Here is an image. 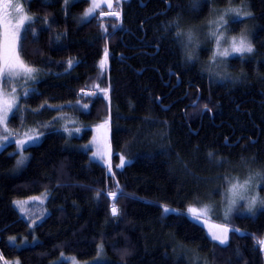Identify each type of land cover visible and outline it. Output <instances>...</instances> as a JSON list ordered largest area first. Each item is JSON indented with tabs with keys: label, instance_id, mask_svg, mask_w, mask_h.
<instances>
[{
	"label": "trees",
	"instance_id": "trees-1",
	"mask_svg": "<svg viewBox=\"0 0 264 264\" xmlns=\"http://www.w3.org/2000/svg\"><path fill=\"white\" fill-rule=\"evenodd\" d=\"M116 1L119 17H101L110 11L104 6L86 22L77 21L86 0L23 1L35 33L25 31L23 59L39 78L20 95L8 132L10 140H41L24 148L28 160L18 172L16 143L0 150V264H54L62 255L100 256L91 264H264V210L234 217L229 226L237 231L223 246L178 215L202 195L208 200L207 185L218 184L209 176L220 177L226 164L246 172L264 165V0H247L254 52L229 59L220 80L206 72L204 54L188 61L175 35L210 16L213 2L193 10L191 0ZM78 102L89 110L78 109L68 124L66 104ZM108 110L112 172L109 161L92 162L79 148ZM69 127L82 134L69 135ZM6 134L0 127V138ZM121 156L128 162L116 168ZM112 192L120 193L116 216ZM44 194L28 215L16 208ZM164 206L176 211L165 214Z\"/></svg>",
	"mask_w": 264,
	"mask_h": 264
},
{
	"label": "snow or ice",
	"instance_id": "snow-or-ice-1",
	"mask_svg": "<svg viewBox=\"0 0 264 264\" xmlns=\"http://www.w3.org/2000/svg\"><path fill=\"white\" fill-rule=\"evenodd\" d=\"M202 0H191L193 10H198L201 6ZM210 2H214V0H210ZM25 3H30V0H25ZM70 3V0H65V4ZM9 0H3L2 7L4 9H8L10 7ZM111 6V5H110ZM17 11H22V7L20 5L15 6ZM100 7L99 4L93 0V5L87 9L84 13V18L87 19L89 17L95 16V9ZM247 5L245 4V8ZM213 11H216L213 9ZM108 15L119 17L120 13L112 12ZM253 14L250 11L243 10L239 7L237 8H227L223 14L219 15L216 20H209L208 25L210 27V31L207 34L208 39H215L216 42V50L213 52L212 57L210 58L212 61L218 62L219 64L226 63V59L231 55L240 54L241 58L245 54H251L254 52V48L252 43H248L247 40L243 37L232 36L231 43L228 47H223L225 43L228 42V36L226 35L228 31V25L231 22V19H235L239 22H243L245 18L251 17ZM229 17V18H226ZM34 17L23 15L19 18V20L12 25L11 23L5 22L3 30L0 31V124H6L10 119V113H17L21 109L18 104L19 97L17 96V89L13 88L9 93L6 89L8 84H19L21 80L24 81L26 85L28 81L35 80L36 74L39 72V69L30 66L23 59L24 45L23 40L25 36V31H33L31 28V23L33 22ZM33 34L34 31H33ZM177 37L183 38L187 35V39L189 42L196 39L195 35L192 31H188L187 33L177 31L175 33ZM197 43L199 41L196 40ZM187 49V45H185ZM107 49H105V59L101 61V68L104 67V64L107 60ZM195 56V48L188 49L187 59L188 61H192ZM71 66L72 61L68 62ZM207 71L212 73L214 69L210 66ZM216 75L219 76L220 73L216 72ZM83 91V90H82ZM105 94L107 93V89L103 90ZM29 90L25 89L23 95L27 96ZM94 93H87V95L91 96ZM85 109L88 108V105H83ZM207 107V106H205ZM5 132L3 140L0 141V145L9 142V137L11 133L7 131L5 128ZM39 139V136H28L27 140H17L16 144L18 147H25L28 144L35 143L36 140ZM97 155V154H94ZM211 155V154H210ZM28 158L24 156L22 153L20 154V158L17 160V165H23ZM221 160L218 163H222ZM126 164V160L123 156L120 157V163L117 164L116 168H121ZM109 171L111 172V163L109 161ZM227 179V178H225ZM253 181H256L258 184H264V175L260 172H256L253 175H249L248 178L240 181L239 178H233L228 181L229 187L227 188L226 193L224 194L225 199L227 200V208L224 213V219L227 220L229 214L236 208L238 201L244 200L247 202V211L250 214L255 215L256 210L258 208H264V198L259 197V195L249 196L248 192L253 187ZM120 193L112 192L111 195L113 198H116ZM36 200L38 198H31ZM20 207V211L24 212V204L26 201L16 202ZM175 209L169 208L167 206L163 207V213L170 214L175 212ZM112 215L116 216L119 214V210L116 207L115 203L112 205L111 209ZM216 214L215 206L212 204H204L201 207H192L189 206L187 213H178V215H187L188 219L199 223L201 221V217H209L214 216ZM207 223V220L204 221ZM214 229V230H212ZM237 231L236 229H229L226 225L213 224L211 225L210 234L211 239L215 242H218L219 245H227L229 243V233ZM14 239V238H10ZM261 247H264V240L258 241Z\"/></svg>",
	"mask_w": 264,
	"mask_h": 264
},
{
	"label": "rangeland",
	"instance_id": "rangeland-1",
	"mask_svg": "<svg viewBox=\"0 0 264 264\" xmlns=\"http://www.w3.org/2000/svg\"><path fill=\"white\" fill-rule=\"evenodd\" d=\"M23 1L24 0H9L11 6L8 9H4L2 7L3 0H0V31L3 30V27H4L6 21L8 23H11L12 25H15V23L19 20V18L21 16L28 15L25 13ZM77 1H80V0H70V3H68L67 5H70V4L77 2ZM203 1H206V0H202V2ZM207 1H210V0H207ZM86 2L87 3H86L84 10L77 16V21H79V22H86L91 18V17H89V18L85 19L84 13L87 11V9L89 7H91L93 5V0H86ZM95 2L100 5V7L95 9V14L97 13V11L101 7L111 5L110 11L105 12L106 14L102 13L101 17L108 16V14L112 13V12H117L116 8H117L118 3L116 0H95ZM213 4L214 5H212V7L216 11H213L210 14V16H208L203 22L196 23V24L195 23H192V24L187 23L186 27H185V32L192 31L196 37V40L199 41V43H197V45L195 47V55L201 53L207 57V64L205 65L206 72H207V69L211 66L214 69V71L212 73H210V76L215 80H220V79H222L221 75L227 74V62L224 64H219L218 62L212 61L210 59L212 57L213 52L216 50V42H215L214 38L208 39V37H207V34L210 31L208 21L209 20H216L218 18V16L223 14L227 8L239 7L241 9L247 10V11H250V9H249V3L247 0L234 1L233 3H229L227 5L225 4L223 6L218 5L217 2L216 3L213 2ZM245 4L247 5L246 8H245ZM16 5H20L22 7V11L18 12L16 7H15ZM110 16L116 17V16H112V15H110ZM226 18H229V17H226ZM246 19L247 18H245L243 20V22H240V24H238L236 26H232L231 24L228 25V31H227L226 35L228 36L229 39H228V42L223 45V47H228V45L231 43L230 38L232 36H236V34L242 32V31L247 32V34L250 38V41H251L252 27ZM234 21H237V20L231 19V22H234ZM236 56H240V54H234V55H231V56L224 58V59H226V61H228L229 59L236 57ZM216 72H219L220 75L217 76ZM38 74H39V72L36 74V79L39 78ZM36 79L28 81L26 85L24 84L23 80H21L19 82V84H8L6 90L10 93L13 88H16L17 89V96L20 99V95L22 93H24L25 89H28L29 91L31 90L32 86H30V85H31V83L35 82ZM108 90L110 91V89H108ZM81 93H83V96H89V95H87V93H94L93 95H91L89 97H94L97 94V92L96 91L94 92L92 89H83V91H81ZM105 97H106V95H105ZM105 99L107 101L108 109L110 110L109 97H106ZM18 103H19V100H18ZM85 104H87V103L78 102V103H73V105H72V103L66 104V106H68L70 108L73 107V112L70 111L69 113L66 114L68 124L73 123L72 121L75 122V118L72 115H73V113H76L78 109L81 111H84V112H87L89 110V104H87L88 105L87 109H85L83 107V105H85ZM109 110H108V114H106L107 112L104 113V115H102V117H101V120L92 126L91 137L86 141L80 142L79 148L88 153L89 160L92 162H98V163H101L103 165H107V162L110 161L111 172H112V167H113L112 164L113 163L111 162V156L113 154V150H112L111 145H110L111 124H110V111ZM11 114L12 113H10V116H11ZM0 127L4 131H5V128L7 129V131H10V127L8 126V121L6 124H0ZM65 131L69 135L80 136L82 134L81 129H79V127L76 129H72L71 127L65 128ZM37 135L38 134H31V135L27 134L25 136L16 137L13 140H10L11 139L10 138L9 142L14 141L16 143L17 140H21V139L27 140L28 136H37ZM2 140H3V138H0V141H2ZM40 140H41V136H39V139L36 140L35 143L28 144L23 148L18 147V145L16 144V151L18 152V155L16 158V172L20 171L24 167V165L26 164V162L28 160L27 159L23 165H19V166L17 165V160L20 158L21 153L28 158V154L24 151V148H26L27 146H30V145H35V144L39 143ZM9 142H6V143L0 145V150L2 149V147L7 145ZM94 154H97V155H94ZM124 158H125L126 163H127L128 159H126V157H124ZM108 164H109V162H108ZM228 165H229V163L225 165L224 173L222 175H220V177L218 176L216 178H213V177L209 176L208 180L211 179L210 181H213V182L218 181V184L216 183L217 185L213 184V187H212V185H210V184L207 185V183H204L203 186H206V185L208 186V187L206 186L208 190L206 191V194L204 195V196H207L208 200L207 201L203 200V195H202L201 199L197 198V199H199V200H197V202H198V205L196 206L197 208L201 207L204 204H212L215 206L216 214L214 216L201 217V221L199 222V224L202 227H204L206 234L208 235V237L210 239H211V234H210L211 225L220 224V223L212 221L211 220L212 218L222 219L226 224H220V225H226L229 229H231L229 225L233 224L234 217H236V216H255L259 211L264 210V208H258L256 210L255 215L250 214L247 211V202L244 200H240V201H238L236 208H234L233 211L229 214L228 219L227 220L224 219V213H225V210L227 208V200L225 199L224 194L226 193L227 188L229 187L228 181L232 180L233 178H239L240 181H243L244 179L248 178L249 175H253L256 172H260L262 175H264V165L257 166V167L253 166V168H255L254 169L255 171H251V172H246V171H244L245 170L244 168H240L237 166H233V167L229 166L228 167ZM239 166L246 167V164L241 163ZM225 178H227V179H225ZM248 195L249 196L259 195V197L264 198V184H258L256 181H253V187L248 192ZM33 197H36V196H31L30 198H27L24 200L27 202L24 204V211L27 213V215L29 214V211L31 209L30 206L33 205L31 203H34L33 207H36V205L38 203H42L45 201L46 194H44L41 198H39L37 196L36 198H38V199H36V200L31 199ZM109 197L111 199L110 209H112V205L114 204V200L116 198H113L111 195H109ZM20 201H23V200H18L16 202H20ZM16 208L20 211V207L18 206V204L16 205ZM188 208H187V210H188ZM37 210H39V208ZM38 212L39 211H35L34 213L38 214ZM40 217L41 216L39 215V218ZM205 220H207V223H204ZM212 230H214V229H212ZM262 240H264V238ZM216 243H218V242H216ZM262 248L264 249V247H262ZM100 250H101V248H100ZM261 251L264 252V250H262V249H261ZM98 257H100V256H97L95 258L88 259V260H78V259L74 258L73 256L62 255L58 259L57 262L66 261L67 264H91V263L97 261ZM57 262H55L54 264H57Z\"/></svg>",
	"mask_w": 264,
	"mask_h": 264
},
{
	"label": "clouds",
	"instance_id": "clouds-1",
	"mask_svg": "<svg viewBox=\"0 0 264 264\" xmlns=\"http://www.w3.org/2000/svg\"><path fill=\"white\" fill-rule=\"evenodd\" d=\"M185 33H187V32H185ZM236 36L237 37H243V38H245L247 40L248 43H251L250 38H249V36H248L246 31H242V32L236 34ZM183 44H184L185 54H186V57H187L188 49L195 48L196 45H197V42H196V39H194L191 42H189L188 39H187V35H185L184 38H183ZM185 45H187V49L185 48Z\"/></svg>",
	"mask_w": 264,
	"mask_h": 264
},
{
	"label": "bare ground",
	"instance_id": "bare-ground-1",
	"mask_svg": "<svg viewBox=\"0 0 264 264\" xmlns=\"http://www.w3.org/2000/svg\"><path fill=\"white\" fill-rule=\"evenodd\" d=\"M117 12H118V11H117ZM105 14H106V13H105ZM105 14H104V15H105ZM108 16H110V15H108ZM105 17H106V16H105ZM81 91H82V90H81ZM81 91H79V93L83 95V93H81ZM94 92H95V91H94ZM111 213H112V212H111Z\"/></svg>",
	"mask_w": 264,
	"mask_h": 264
}]
</instances>
